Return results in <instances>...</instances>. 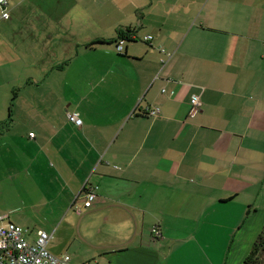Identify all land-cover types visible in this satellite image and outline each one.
Masks as SVG:
<instances>
[{
    "label": "crops",
    "instance_id": "obj_1",
    "mask_svg": "<svg viewBox=\"0 0 264 264\" xmlns=\"http://www.w3.org/2000/svg\"><path fill=\"white\" fill-rule=\"evenodd\" d=\"M25 1L0 22L3 224L70 264H195L211 218L243 264L264 230V0Z\"/></svg>",
    "mask_w": 264,
    "mask_h": 264
},
{
    "label": "built area",
    "instance_id": "obj_2",
    "mask_svg": "<svg viewBox=\"0 0 264 264\" xmlns=\"http://www.w3.org/2000/svg\"><path fill=\"white\" fill-rule=\"evenodd\" d=\"M6 0H0V6L3 8L2 18L7 19L8 13L5 12ZM133 39V36L119 38L116 42L115 51L118 54L123 53V48L127 40ZM152 39L150 35L144 36L142 41L147 43ZM161 58L159 63L164 66L172 57V53L163 48H159ZM190 103L193 106L198 105V97L192 96ZM158 108L148 109L145 112L146 116H157ZM69 122L80 126L81 119L77 112H70L66 114ZM30 138L34 137L33 133L29 134ZM83 206L90 208L96 200V194L91 189L84 190ZM6 216H0V264H70V257L68 254L54 255L47 250V244L50 240V235L44 231H37L36 240L31 243L25 240L24 230L11 222L3 224ZM151 237L159 239L162 234L158 226H154L150 231Z\"/></svg>",
    "mask_w": 264,
    "mask_h": 264
},
{
    "label": "rangeland",
    "instance_id": "obj_3",
    "mask_svg": "<svg viewBox=\"0 0 264 264\" xmlns=\"http://www.w3.org/2000/svg\"><path fill=\"white\" fill-rule=\"evenodd\" d=\"M29 0L25 1L23 3V5L21 6L22 8V11H24L25 13L28 12V9H27V3H28ZM38 4H40L41 6H44V7H47V6H55L57 1L58 0H35ZM66 1V3H65ZM17 3V0H9V5L10 6H5V12L8 13V17H9V13L11 14V11H12V7L15 6ZM63 6L65 5V7L67 9H71V8H74L75 6H82L80 4H76L73 0H64V3L62 4ZM87 5V3H86ZM3 14V8L0 6V22H5L7 19L5 18H2ZM12 19L14 20V22H23L24 21V16L22 14L19 13V11H15V13H13L12 15ZM54 21H55V18H54ZM1 31V36H0V50L1 52H5V49H6V44H5V41H10V38L12 37V35L14 34V31L11 29V28H5L0 30ZM6 39V40H5ZM210 220L212 221L211 223H207L206 224V227L210 230V234H211V238H209L207 240V248H203L201 250H204V253H202V251L200 250V252L197 251V253L195 254V256L193 257L194 258V261L195 264H210L209 263V260L211 259L212 263L211 264H222L224 262V259L227 258L230 262V264H234V261H233V256L234 257H239L240 255H237V254H242L239 250L238 247H235L231 250V244H230V247L229 249L227 248V244L228 243V240L225 239L224 240V233L220 232V228H216V227H219L221 224L219 223H216V219H211ZM224 226V224H222L220 227ZM263 240H264V234H263ZM262 239H260V241L262 242L263 241ZM231 239L229 240V243H230ZM257 241V240H256ZM195 243L197 245H191V247L194 249V246H202L200 243V241H195ZM194 243V244H195ZM256 242H254L255 244ZM253 244V246H254ZM226 248H225V247ZM237 246V245H236ZM252 246V248H253ZM224 247V248H223ZM251 248V250H252ZM197 249V247H196ZM248 249L245 248V251ZM227 250H228V253H227ZM238 250V251H237ZM249 251V254H251L252 251ZM232 251V252H231ZM236 251H237V254H236ZM247 258V256L245 257V259ZM193 261V262H194ZM245 261V260H244Z\"/></svg>",
    "mask_w": 264,
    "mask_h": 264
},
{
    "label": "trees",
    "instance_id": "obj_4",
    "mask_svg": "<svg viewBox=\"0 0 264 264\" xmlns=\"http://www.w3.org/2000/svg\"><path fill=\"white\" fill-rule=\"evenodd\" d=\"M130 32H126V33H120L119 37L116 40H112L109 43L113 44L114 46H116V42L119 38H123V37H128ZM95 45H104L106 44L105 41H96L94 42ZM118 54V53H117ZM263 234H264V230L262 231V234L260 235V238L256 241V243L254 244L253 248H252V252L251 254H249L247 256V258L245 259V261L243 262V264H264V256L259 258V250L260 248H262V246L264 245V240H263ZM260 239H262L263 241L261 242Z\"/></svg>",
    "mask_w": 264,
    "mask_h": 264
}]
</instances>
